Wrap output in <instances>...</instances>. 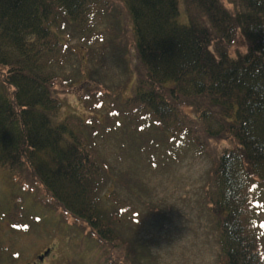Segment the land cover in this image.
<instances>
[{
    "label": "trees",
    "instance_id": "trees-1",
    "mask_svg": "<svg viewBox=\"0 0 264 264\" xmlns=\"http://www.w3.org/2000/svg\"><path fill=\"white\" fill-rule=\"evenodd\" d=\"M86 76L83 112L66 115ZM204 136L233 142L208 168L219 264H264V0H0V169L106 253L139 221L106 146L169 166Z\"/></svg>",
    "mask_w": 264,
    "mask_h": 264
},
{
    "label": "rangeland",
    "instance_id": "rangeland-1",
    "mask_svg": "<svg viewBox=\"0 0 264 264\" xmlns=\"http://www.w3.org/2000/svg\"><path fill=\"white\" fill-rule=\"evenodd\" d=\"M239 47L246 49L242 38ZM129 56L135 69V52ZM74 60L72 56L73 64ZM113 63L108 60L105 64L112 71L107 73L112 81L106 80L112 88L124 79ZM82 79V87L77 85L76 92L62 93L69 104L66 115L70 114L69 107L83 112L80 97L95 78ZM59 88V93L63 92ZM131 93L132 86L128 91ZM120 138L106 146L105 151L112 150L106 153L107 159L118 166L121 175L120 180L116 179V189L137 203L139 221L138 226L125 229V238L118 241L114 255L99 246L89 228H73L72 219H62L59 210L46 206L42 191L29 189L0 169V242L5 248L2 264H219L222 250L218 215L206 200L210 189L208 168L210 157L218 161L226 148L233 147V142L218 143L204 136L200 151L190 148L188 155L182 152V159H173L175 163L168 166L158 156L150 162L148 157L156 153L145 157L140 153L142 146ZM14 224L22 226L16 228ZM122 243L127 244V250ZM48 248L52 252L44 254Z\"/></svg>",
    "mask_w": 264,
    "mask_h": 264
}]
</instances>
